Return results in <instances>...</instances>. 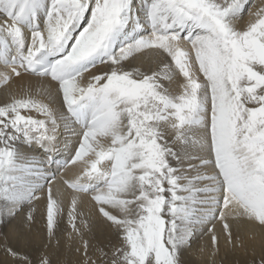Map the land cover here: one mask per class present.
Instances as JSON below:
<instances>
[{
  "label": "snow or ice",
  "instance_id": "obj_1",
  "mask_svg": "<svg viewBox=\"0 0 264 264\" xmlns=\"http://www.w3.org/2000/svg\"><path fill=\"white\" fill-rule=\"evenodd\" d=\"M41 202L73 264H264V0H0V227Z\"/></svg>",
  "mask_w": 264,
  "mask_h": 264
},
{
  "label": "bare ground",
  "instance_id": "obj_2",
  "mask_svg": "<svg viewBox=\"0 0 264 264\" xmlns=\"http://www.w3.org/2000/svg\"><path fill=\"white\" fill-rule=\"evenodd\" d=\"M247 19V17H246ZM147 62L146 57H141L136 61L137 65H145ZM39 211L36 214V220L33 225L32 231L27 233V242H21L17 239L16 232L22 231V226L24 225V214L21 215L12 222L7 228L0 227V233H7L8 240L10 241V245L14 248L18 249L21 253H27L34 261L38 260L41 256L47 253L53 260V264H58L60 261H68L69 264H73V262L79 260V254L74 251L76 244L69 246L67 242V231H69V227L67 224V217L61 223V228L63 229V238L62 244L59 249L55 247L45 248L40 242H47V235L45 231V206L44 203L41 202L39 205ZM84 210L86 212H90L93 218L92 231L95 239L98 240H112L116 242L115 234L112 230L101 220V218L96 214L94 207L88 200H85ZM39 222V224L37 223ZM41 225L40 227L38 225ZM219 225H217V230H219ZM22 229V230H21ZM3 237L2 235H0ZM3 239V238H2ZM8 243V242H7ZM46 245V243H45ZM201 249L203 250L201 252ZM211 249L212 245L210 242V238L207 235L198 236L193 243L192 249L185 253V260L187 264H211ZM221 256H224V250L222 248L219 257L217 256L215 259L217 264H233V261L240 260L243 261L247 259L242 255H229L227 259H224L226 262L221 261ZM7 263V262H6Z\"/></svg>",
  "mask_w": 264,
  "mask_h": 264
},
{
  "label": "rangeland",
  "instance_id": "obj_3",
  "mask_svg": "<svg viewBox=\"0 0 264 264\" xmlns=\"http://www.w3.org/2000/svg\"><path fill=\"white\" fill-rule=\"evenodd\" d=\"M136 63V62H135ZM38 224H39V222H37ZM36 223V225H38ZM39 227L41 226V225H38ZM24 227V225L22 226V228ZM107 228H108V226H107ZM24 229V228H23ZM22 230V229H21ZM63 236H64V234H63ZM3 237H1L0 236V264H13V261L11 260V258L10 257H7L6 255H5V253H4V250H3V246H4V243H5V240H4V238L2 239ZM8 242V244H10V241H7ZM43 246H45V241H43V242H40ZM218 257H219V255H218ZM221 261L222 262H226V261H224V256H221ZM7 262V263H6Z\"/></svg>",
  "mask_w": 264,
  "mask_h": 264
}]
</instances>
